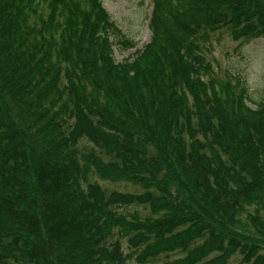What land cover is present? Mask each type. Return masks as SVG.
I'll use <instances>...</instances> for the list:
<instances>
[{"label":"trees","instance_id":"1","mask_svg":"<svg viewBox=\"0 0 264 264\" xmlns=\"http://www.w3.org/2000/svg\"><path fill=\"white\" fill-rule=\"evenodd\" d=\"M151 2L117 63L100 0H0V264H264V96L204 81L198 45L264 39V0Z\"/></svg>","mask_w":264,"mask_h":264},{"label":"rangeland","instance_id":"2","mask_svg":"<svg viewBox=\"0 0 264 264\" xmlns=\"http://www.w3.org/2000/svg\"><path fill=\"white\" fill-rule=\"evenodd\" d=\"M152 0H100L102 7L114 24L119 38L122 36L129 42L141 48L149 40L148 17ZM199 54L203 61L209 65V70L202 73L204 81L212 82L216 90L222 91L225 83H230L232 93L237 94L240 86L244 85L246 93L253 101H259L264 96V39L250 41H234L229 29L222 27L214 31H206L202 38L198 39ZM132 49H126L120 53L113 48L114 60L120 63L132 54ZM238 81L240 86L235 85ZM93 181L107 192L138 194L141 188L125 181H104L94 176ZM254 206L249 207L252 211ZM130 214H138L142 217L146 211L140 207L127 210ZM136 214V215H137ZM244 219V218H243ZM245 220V219H244ZM201 243V241H198ZM180 252L164 254L156 260L146 264L163 263L181 258ZM241 256L236 253L227 264L240 262Z\"/></svg>","mask_w":264,"mask_h":264}]
</instances>
